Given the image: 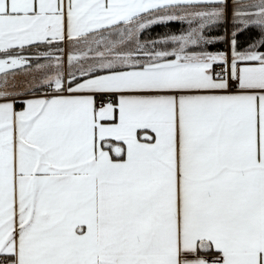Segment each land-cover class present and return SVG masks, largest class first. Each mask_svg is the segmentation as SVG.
<instances>
[{
    "label": "crops",
    "instance_id": "0c3cea01",
    "mask_svg": "<svg viewBox=\"0 0 264 264\" xmlns=\"http://www.w3.org/2000/svg\"><path fill=\"white\" fill-rule=\"evenodd\" d=\"M261 3L0 0V257L264 264L261 54L231 58L220 77L223 56H189L184 39L143 62L125 49L89 55L183 9L264 25V11L243 12ZM90 70L108 71L74 81ZM64 79L70 94L44 95Z\"/></svg>",
    "mask_w": 264,
    "mask_h": 264
},
{
    "label": "rangeland",
    "instance_id": "374dc122",
    "mask_svg": "<svg viewBox=\"0 0 264 264\" xmlns=\"http://www.w3.org/2000/svg\"><path fill=\"white\" fill-rule=\"evenodd\" d=\"M263 5H264L263 3L258 4V5L256 4L253 6L244 5L243 8L245 9V11H243L242 8H239V10H237V14L240 15L241 11L248 12L253 8L252 11L255 10L254 12H256L254 15V19H257L259 14L262 11H264ZM262 6H263V9H262ZM250 7H251V9H249ZM170 15H168V16L161 15V14H155L153 16L149 15L147 17V20H145V21H142L143 19L138 20L139 23L136 22L137 24H134V25L141 26L144 23V26H143V30H144V29L150 27L148 25H151L154 23L157 24V23H162V22H167V21L178 22V23H181V24H184L187 26V29H186L187 32L186 33H182L179 35H173V37H175V38H171V36H168V37H164L163 39L161 38L158 41L148 43L146 41H141L139 38V35L143 30H136L135 32L125 34L123 36V39L120 36V38L118 39L119 42L118 41L114 42V40H111L112 36H110V38L107 41L102 42L101 45L99 43V44L95 45V47H90L89 55L96 57L97 53L103 52L106 49L110 50V52H113L114 50L119 51L120 49L121 50L125 49L126 51H129L131 54L133 52L142 54L144 59L141 60V62H143V61L151 60L157 56H163V55L167 54L168 51H163V50H161L162 48L159 49L157 47H159V46L164 47L166 45L175 46L176 45L175 43L181 42L182 39L189 42L190 48H202L207 43L206 39H209L203 35V30H205V28L207 26L214 24V23L215 24L216 23L229 24L231 21L237 20L235 18H234V20H232V16L228 15L229 16L228 17L226 15V13H224L222 11V9L216 10V12H214L213 14H211V11L204 10V9L203 10L189 9V11L183 9V10H180V11L175 12V13L170 14ZM244 21H242V22L244 23ZM245 23H249V22L247 21ZM91 41L92 40H89V42H91ZM96 46H99V47H96ZM203 55L205 56L207 54H203ZM33 56L36 57V55H34V54H33ZM56 62H58L60 66H61V64L64 65V61L62 59H60V60L57 59ZM20 63H24V61L22 60L20 62V59H19L15 62V65L16 66L22 65ZM119 63L123 64V63H121V61H119ZM53 65L56 66L55 63ZM91 71H93V70L88 71L86 74H88Z\"/></svg>",
    "mask_w": 264,
    "mask_h": 264
},
{
    "label": "trees",
    "instance_id": "16d2710c",
    "mask_svg": "<svg viewBox=\"0 0 264 264\" xmlns=\"http://www.w3.org/2000/svg\"><path fill=\"white\" fill-rule=\"evenodd\" d=\"M150 27L144 29L139 38L141 41L155 42L164 37L179 35L187 32V26L178 22H162L148 25ZM203 35L206 38L214 39L207 42L202 48H189L186 52L189 56L216 54L223 56L226 52V43L228 42L229 57L241 60V57H246L250 53H260L259 59H264V25L247 24L244 27H237L231 23H214L203 30ZM228 37V41L225 37ZM166 46H159L157 48L163 49ZM242 60H245L243 58ZM39 61V60H37ZM36 63L32 62L31 65ZM108 70H93L82 77H77L74 81L83 77H92ZM38 90H33L32 93ZM8 260H11L10 258Z\"/></svg>",
    "mask_w": 264,
    "mask_h": 264
},
{
    "label": "built area",
    "instance_id": "2783aa9c",
    "mask_svg": "<svg viewBox=\"0 0 264 264\" xmlns=\"http://www.w3.org/2000/svg\"><path fill=\"white\" fill-rule=\"evenodd\" d=\"M226 40L228 41V38L226 37ZM226 48H228V42L226 43ZM227 61H228V55H227ZM227 64H226V67L225 68H227ZM227 69H224V71H221V70H217L216 69V73L217 74H220V75H224V74H226L227 75ZM43 90L45 91V92H49L50 91V89H49V87L48 86H45V87H43ZM59 94H63V95H66V94H69L66 90H64L63 92H49L48 94H46L47 96H53V95H59ZM104 103H109V100L108 99H106V100H101V102L98 104V106L99 107H101ZM0 264H7V261H5V260H2V259H0Z\"/></svg>",
    "mask_w": 264,
    "mask_h": 264
}]
</instances>
